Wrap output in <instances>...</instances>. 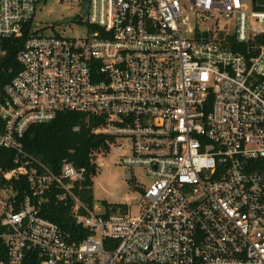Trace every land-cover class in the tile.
<instances>
[{
	"label": "built area",
	"instance_id": "1",
	"mask_svg": "<svg viewBox=\"0 0 264 264\" xmlns=\"http://www.w3.org/2000/svg\"><path fill=\"white\" fill-rule=\"evenodd\" d=\"M41 1L0 0V39L21 36ZM61 1L78 7L86 33L32 34L21 70L0 85V146L15 150L14 166H0L7 264L28 252L41 264H264V10L253 0ZM62 110L100 117L93 132L151 178L137 216L91 207L76 193L84 167L65 160L55 172L25 150L26 130ZM50 195L84 237L45 215Z\"/></svg>",
	"mask_w": 264,
	"mask_h": 264
},
{
	"label": "trees",
	"instance_id": "2",
	"mask_svg": "<svg viewBox=\"0 0 264 264\" xmlns=\"http://www.w3.org/2000/svg\"><path fill=\"white\" fill-rule=\"evenodd\" d=\"M255 10H264L263 6L255 4ZM264 2V0H259ZM34 21L31 19L23 27L19 37L0 39V85L9 82L22 68L17 59V54L24 46L26 39L32 34L43 32L44 28L34 30ZM47 27V26H46ZM240 48V47H237ZM101 123L98 116L88 115L81 111L62 110L55 118L48 122L31 125L22 138L25 150L43 161L55 172L60 171L62 163L67 160L78 168H85V179L76 186V193L91 207L94 204L93 186L94 177L98 172V157L96 152L106 154L110 151V142L114 139L107 134H97L93 128ZM79 129L75 130V127ZM15 150L0 146V166H14ZM259 167L264 169V159L259 162ZM143 191V189H142ZM103 204L114 210L128 211L126 204ZM45 215L57 222L62 228L72 233L74 239L82 238L87 230L76 224L70 206L58 202L53 195L45 204ZM80 232L79 236H75ZM7 264L8 252L5 244L0 240V263ZM25 264H41L40 257L35 252H28Z\"/></svg>",
	"mask_w": 264,
	"mask_h": 264
},
{
	"label": "rangeland",
	"instance_id": "3",
	"mask_svg": "<svg viewBox=\"0 0 264 264\" xmlns=\"http://www.w3.org/2000/svg\"><path fill=\"white\" fill-rule=\"evenodd\" d=\"M78 10V7L61 0L41 1L33 18V29L45 27L46 34L55 29L68 36L84 35L87 26L74 21ZM117 152L116 147L106 154L100 152L97 155L101 165L94 177V199L98 202L126 204L130 214L137 216L143 204L142 187L148 184L151 178L141 167L130 168L121 164Z\"/></svg>",
	"mask_w": 264,
	"mask_h": 264
},
{
	"label": "water",
	"instance_id": "4",
	"mask_svg": "<svg viewBox=\"0 0 264 264\" xmlns=\"http://www.w3.org/2000/svg\"><path fill=\"white\" fill-rule=\"evenodd\" d=\"M81 12H82V14H85L87 12V4L84 5Z\"/></svg>",
	"mask_w": 264,
	"mask_h": 264
}]
</instances>
